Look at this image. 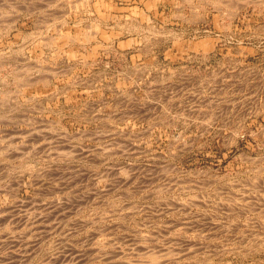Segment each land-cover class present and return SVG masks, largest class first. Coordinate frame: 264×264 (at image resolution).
<instances>
[{"label": "rangeland", "instance_id": "374dc122", "mask_svg": "<svg viewBox=\"0 0 264 264\" xmlns=\"http://www.w3.org/2000/svg\"><path fill=\"white\" fill-rule=\"evenodd\" d=\"M0 264H264V0H0Z\"/></svg>", "mask_w": 264, "mask_h": 264}, {"label": "bare ground", "instance_id": "6f19581e", "mask_svg": "<svg viewBox=\"0 0 264 264\" xmlns=\"http://www.w3.org/2000/svg\"><path fill=\"white\" fill-rule=\"evenodd\" d=\"M45 79V78H44ZM37 81V80H36Z\"/></svg>", "mask_w": 264, "mask_h": 264}]
</instances>
